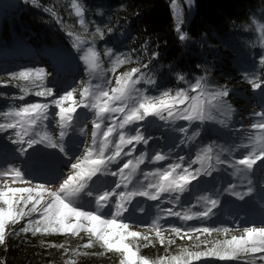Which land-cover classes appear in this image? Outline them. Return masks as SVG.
I'll return each instance as SVG.
<instances>
[{"label": "trees", "instance_id": "1", "mask_svg": "<svg viewBox=\"0 0 264 264\" xmlns=\"http://www.w3.org/2000/svg\"><path fill=\"white\" fill-rule=\"evenodd\" d=\"M171 4H173L172 0H35V3L29 0L26 4L12 10L13 12L6 13L0 25V82H6L8 86L0 87V94H2L0 95V112H6L13 106L21 107L25 103H50L51 98L35 95V92L41 90L39 86L41 81L36 78L35 73L32 77L34 83L22 79L13 80L9 76L12 72L45 67L37 64L17 65L20 62L12 63L8 57L17 53L40 56L48 48H55L67 51L70 65L78 70V76L73 81L57 83L59 89L55 92L57 97L76 88L73 101H80L79 93L82 87L86 86V82L103 85L105 80H108L109 87L114 88L117 86V77L137 68L142 69L144 80L158 81L157 86L153 87L142 80L137 87L153 97L167 90L169 97L165 99L171 102V97L175 96L176 91L188 87V84L177 79L179 75H183L189 83H194L198 77H205L210 87H227L233 91L226 98L227 106L222 114L216 113L217 121L223 119L224 124L208 122L215 123L216 127L201 129L198 138L203 139L197 138L198 144L207 142L208 145L224 147L228 143L244 144L246 139L253 140L246 145L255 144L260 138H264L261 130L252 128V125L259 121L251 116L253 113L264 110V94L251 86L252 80L260 82L261 78H264V64L260 63L261 57L264 56V0H194L193 11L189 17L185 18L182 25L184 33L188 36L186 41L179 39ZM175 4L186 9L183 0H175ZM78 7L81 9L83 25L80 22L81 16L77 15ZM97 27L105 33L103 39L96 34ZM110 28L112 32L108 31ZM69 32L74 35L69 36ZM77 36L82 41L79 49L73 47ZM93 41L94 50L99 54L100 64L98 72L90 76L86 71L87 65L80 57L86 54L91 55L87 50L93 47ZM108 49H112V52L108 53ZM153 53L159 55L153 58ZM117 56L124 60V63H115ZM145 64L149 65L146 69L143 68ZM136 75L137 73H133V76ZM43 84L51 87L46 78ZM25 92L27 95L23 101L11 99L25 95ZM109 94L111 95V92ZM71 104L72 101L64 102L65 107ZM56 111L58 109L53 106V116ZM86 112V120L81 124L85 128V134L79 133L82 138L76 144L75 151L67 150L63 140V152L55 147V151L51 152L55 158L68 161V164L74 156H79L83 160L85 144L92 143L94 118V111L86 110ZM218 116L221 118L219 119ZM121 118L116 116V119ZM152 119L157 122V127L149 128L146 133L154 138L147 146L149 158L156 152L166 155L171 149L172 153H176L177 160L181 156L187 157L188 161L197 160V152L193 147L189 152L188 146L192 143L186 142L181 145L180 142L184 139L183 134L173 131L175 128L173 126L163 125L164 121L159 120L158 117H152ZM58 120L59 117H55L47 121L50 134L54 139L59 138V128L56 123ZM5 122L8 121L0 116V123ZM139 123L131 127L130 134H135V127ZM176 125L186 127L188 123L177 121ZM128 127L126 126V129ZM240 128L245 131H234ZM216 130L222 133L219 132L216 136ZM9 136L15 139L11 130L6 133L0 132V149L6 153V159H11V162L19 166L20 159L15 155L14 150V146L18 144H13L8 139ZM207 138L211 139L206 140ZM144 150V145H137L135 153L128 158L135 161L134 157L139 156ZM47 151L50 152L49 149ZM220 155H225V152H221ZM174 161L170 157L165 162H156L157 167L151 162H146L142 164V172L147 169L155 172L157 168L163 170ZM211 161L215 162L214 159ZM73 162H75L74 158ZM179 162L181 163L180 160ZM187 166L186 161L182 167ZM198 167L197 163L193 164L191 170L194 171ZM138 175L143 180V173ZM108 180L112 182L103 185ZM116 180H119V177L101 176L99 183L110 190L111 187H115ZM194 183V186L199 184ZM3 185L0 184V186ZM140 198L147 200L145 197ZM183 201L182 199L181 202ZM76 203V206L84 207L86 210L90 208L84 196L77 199ZM2 205L4 204L0 202V207ZM17 207L16 205L13 208V212L17 210ZM29 207L31 204L24 210L27 211ZM189 207L191 205L177 207L175 210L180 211ZM29 218L39 220L40 217L38 213H33L31 217H21L15 223L11 219L6 222L5 242L0 245V264H120L122 257L115 250H106L98 244L89 249L83 248L82 245L88 241V233L84 230L76 234L37 232L33 235L31 231L21 232L20 229L27 224ZM173 219L175 218H172V221ZM262 220H264V214L259 218L260 222ZM136 221L137 219L132 216L124 222L130 224V231L155 237V231H149L150 222L134 223ZM169 223H163L164 244H161L158 238L148 243L143 239L134 240L128 237L125 242L137 252V257H144L149 264H154L161 258H164L167 264L172 257L180 256L181 250L185 248L192 251L204 249L205 246L199 240L190 241L186 237L182 239L171 233L170 228L173 225ZM251 224L250 222L249 225ZM197 227L210 226L203 224ZM231 230L240 232L239 229H230L229 233L213 232L211 235H202V239L209 242L230 240L234 235L231 234ZM169 239L173 241L171 244L167 243ZM195 245H200V248H196ZM201 264H244V258L225 261L205 258Z\"/></svg>", "mask_w": 264, "mask_h": 264}, {"label": "snow or ice", "instance_id": "2", "mask_svg": "<svg viewBox=\"0 0 264 264\" xmlns=\"http://www.w3.org/2000/svg\"><path fill=\"white\" fill-rule=\"evenodd\" d=\"M172 2L175 5V0ZM192 3L193 0H188L189 5ZM77 15L81 16L80 22L83 25L84 20L79 7ZM108 31L112 32L113 30L110 28ZM177 32H179L181 41L188 39L187 34L181 31L180 25H177ZM96 34H99L101 39L105 35L100 27L96 28ZM68 35L73 36L74 34L69 32ZM81 43L80 37L77 36L74 39L73 47L79 49ZM87 51L91 55H83L80 59L87 65L86 71L91 76L98 72L100 64L99 54L94 50V41L93 47H89ZM107 52L111 53L112 49H108ZM158 55V53H153V58ZM115 63H124V60L117 56ZM260 63L264 64V56L261 57ZM148 67L147 64L143 65L145 69ZM33 73L41 81L39 85L41 90L35 92V95L51 98L50 103H25L21 107L13 106L6 112H0V116L8 121L0 123V132L12 131L15 139L12 136H9L8 139L13 144L19 145L16 152L23 156L27 149L36 144H46L48 147L59 148L63 152L62 142L70 131L85 134V128L80 125L85 122L87 112L78 111L79 109L94 111L92 143L91 145L85 144L83 160L79 156H74L75 162H73V158L69 161L71 167L67 173L53 174L49 182L46 183H33L34 180L28 178L16 163L6 159V153L0 149V179H4L7 183V179L10 177L13 182L20 181L28 185L22 188L7 187L5 190H0V201L8 205L7 210L0 207V245L5 242L6 217L15 223L21 217H31L33 213H38L39 220L29 218L27 224L20 229L21 232L31 231L33 235L37 232L76 234L80 230H84L88 233V241L82 245L83 248L89 249L98 244L101 248L109 251L115 250L119 253L122 257L120 264H149V261L144 257H137V252L133 251L129 243L125 241L131 237L134 240L143 239L151 243L153 239L158 238L160 243L164 244L163 223L171 218H178L183 223L181 226L173 225L170 232L182 239L186 237L190 241L199 240L205 247L203 250L197 251L188 248L182 249L181 255L172 257L167 264H173V262L174 264H193V262L201 264L205 258L225 261L239 260L242 257L244 264H264V227H243L240 236L233 235L230 240L209 242L202 239V235H211L213 232L221 231L229 233L230 229L196 227L188 223L189 221H197L201 224L210 222L216 214L214 210L220 204L219 199H213L211 195L199 197L198 199L205 201L202 211H192L189 208L182 213L175 210L182 206L181 201L184 195L189 192L193 182L199 183V178L202 175H211L212 165L209 162L213 158L212 147L203 148L201 150L203 155L198 152L197 160L188 161L187 157L181 156L179 157L181 163L173 162L163 170L157 168L155 172H144L143 180L136 176L139 165L145 162L165 161L172 156L170 149L167 155L156 152L149 158L147 146L154 138L146 133L149 128L157 127L152 117H158L159 120L173 125L177 121H187L188 127L174 128L173 131L183 134L184 139L181 140V145L186 142L191 143L201 134V129H197L188 135L189 128L194 122H199L200 125L208 122L224 124L223 119L217 121L216 113L222 114L223 109L227 106L226 98L233 90L227 87H210L205 77H198L194 83H189L183 75H179L177 79L188 84V87L176 91L170 102L165 99L169 97L167 90L159 96L153 97L137 87L142 80L153 87L157 86L158 81L155 79L144 80L142 69L134 68L131 72L117 77V86L114 88L109 87L110 81L108 80H105L103 85L93 84L91 81L86 82V86L82 87L79 93L80 101H73V94L77 89L73 88L57 97L53 88L43 84V80L48 74L42 68L12 72L9 76L13 80L22 79L34 83ZM133 73H137V75L133 76ZM7 86L6 82H0V87ZM251 86L254 90L264 94V78H261L260 82L252 80ZM26 95L27 92L25 95L11 99L23 101ZM65 101H72V104L65 107ZM53 106L58 109L55 116L52 114ZM116 116L122 118L116 119ZM251 116L259 121V123L253 124L252 128L264 131V110L253 113ZM55 117H59L56 122L59 128L58 139H54L48 132L46 123ZM137 122L140 123L135 127V134L132 135L130 129L137 125ZM126 126H129L128 129ZM234 131L244 132L245 130L240 128ZM141 144L145 146V150L139 156L134 157L135 163L133 159H127V162L123 163L118 171L112 170L114 164L119 165L125 158L132 156L137 145ZM243 147L251 148V151L243 159L228 161L227 166L235 168L244 177H248L255 170L254 165L257 164V161H264V139H261L258 144L243 145ZM215 159L217 164L224 163L219 155ZM186 161L188 166L182 167ZM197 162L201 166L192 171L193 164ZM101 176L119 177V180L114 181L115 187H111L109 190L99 183ZM261 179H264V176ZM57 181H60L58 187L54 190L51 189L49 185L55 184ZM121 186L124 190H120ZM130 188L131 190H129ZM228 191L239 200H243L255 193L256 188L253 181L250 180L247 192H237L236 186H231ZM260 193L261 199H264V188L260 189ZM81 196L90 198L88 203L91 207L87 210L84 207L75 206L76 200ZM134 197H145L148 201L156 202L155 206L160 211L154 219H151L149 228V231H155V237H149L138 231H130V224L124 222L136 212L149 216V209L134 203ZM29 202L31 207L27 211L24 210V207H19L20 205L26 207ZM165 202L173 207L163 209L161 206ZM13 204L18 206L15 212L12 210ZM161 213H163V219ZM134 223H146V221L139 219ZM260 223L264 224V220ZM172 242L171 239L167 241L169 244ZM61 247L63 246L61 245ZM195 247L200 248V245H195ZM154 264H165L164 258Z\"/></svg>", "mask_w": 264, "mask_h": 264}, {"label": "rangeland", "instance_id": "3", "mask_svg": "<svg viewBox=\"0 0 264 264\" xmlns=\"http://www.w3.org/2000/svg\"><path fill=\"white\" fill-rule=\"evenodd\" d=\"M27 1H29V0H0V25L2 23L3 15H5L6 13L13 12L12 10H15V9H17V7H19L23 4H26ZM183 2L186 6V9L183 8L182 6H179V4H175V5L171 4L172 11H173L172 14H173V18L175 19V22H176V27H177V25H180L181 31H183L182 25L185 21V18L189 17V15L192 13L193 7H194V0H193V3L191 5L188 4V0H183ZM67 54H69L67 51L64 52L62 50H57L55 48L54 49L49 48L47 50L45 56H42V54L40 56H36L39 61H35V62H38L40 64V66L45 67L44 72L48 74V76L45 77L46 81L48 82L49 85H51V88H53L54 92L59 91L58 85H57V83H55V81L57 80V78H56L57 72L62 71L61 73L64 74V76L61 78V80L63 78H69V81H67V82L73 81L78 76V70H77V68L72 67L70 65V60H67V58H66ZM10 56H12L14 58H18L21 55H18V53H17V54H13ZM12 57H8V59H10V58L12 59ZM17 60L22 61V63L17 64V65H24L25 64L23 62V60H25V59H17ZM78 111H86V110L79 109ZM164 114L167 115V113H164ZM218 117H219V119L221 118V116H218ZM154 122H155V124H157L156 121H154ZM183 122L188 123L187 121H183ZM46 123L48 124V122H46ZM158 124H160V123H158ZM167 124L169 126L175 127L176 129L181 127L180 125H176V124L173 125V124L166 122V121L163 122V125H167ZM186 127H188V125ZM214 127H216L215 123H207L204 125H200L199 122H194L191 125V127L189 128L188 135H191V133L193 131H196L197 129L207 130L208 128H214ZM47 130L50 133L49 128ZM219 132L222 133V131H218V130L215 131L216 136H218L217 134ZM74 133H76V132H70L69 139H67V136L65 137V144L68 148H70L72 142H76L74 140H71L72 138L75 139ZM77 133H79V132H77ZM261 133L264 134V131L261 130ZM177 136L178 135H176V137ZM212 136H214V135L212 134ZM197 138L194 142H191L192 144L190 146H188V147H190L189 152L192 151L191 147H193L197 153L200 152L201 155H203L201 150L203 148H207L210 146L213 149V153H212L213 158L212 159H214L215 162H213V161L209 162L212 165L211 175L210 176L202 175V177L199 178V184H197L196 186H194L195 183L193 182V184L190 186L189 192L187 194H189L193 198L194 203H197L201 207L202 210H204L205 201L202 199H198L199 197L211 195L213 199H219L220 200L219 208L217 207L214 210L216 214H215V216L212 217L210 222L212 223V222L217 221L218 224H219V222H223V223L228 222V223H227V225L222 224L220 226H214V228L230 227L232 229H239L240 232H237L235 230H231V234L233 233L234 235L236 234L237 236H240V235H242L243 227H264V224L259 223L260 221H255V223H252L251 225H249L250 223L245 224V225H241V223H240L241 219L245 215H247L248 213L251 216L256 217V219H257V215L253 214L252 212H249L247 210V208L244 206L243 200H239L235 195H232L231 192L228 191V189L231 186H236L237 192H247L249 181L252 180L254 187L256 188V192L253 193L252 195H250L248 198L252 199L253 201H258V204H260V202H261L260 200H263V208H264V199L255 200L260 189L264 188V179H261V177L264 176V173H262V172H264V161H257V164L254 165L255 170L252 173H250L251 176H248V177H244L240 172L236 171L235 168L227 166L228 161H235V160L243 159L244 156L247 155L249 151H251V148L245 149L243 147V145H246L250 142L252 143L253 140H247L246 139V142L244 144L235 143L236 145L234 143H228L227 146L222 147L219 145H208L209 143H207V142H204V143H202V145H199ZM174 139H176V138H174ZM198 139H203V138L201 137ZM210 139L207 138L206 140H210ZM233 139H236V138L233 137ZM261 139H264V138H260V140ZM259 141L255 142V144H258ZM252 145H254V144H252ZM25 147H27V145H25ZM36 147H38L39 150H43V151H47V149H49L50 152H52V153L55 151L54 147H48L46 144H36V145H33L31 147V149H36ZM18 148H19V145H18ZM221 152H225V155H220ZM15 155H19V153L15 151ZM162 155H164V154H162ZM217 155L220 156L221 160L224 162L223 164H217L216 163L215 157ZM127 159H131V158H128V157L125 158L119 165L114 164L112 166V169H114V171H118L119 168L122 167L121 165L123 164V162H127ZM196 159H197V157H196ZM14 160H16V158H14ZM133 162H135V161H133ZM163 162H165V161H163ZM174 162L180 163L179 161H174ZM151 164H153L157 167L156 162H151ZM197 164L199 167L201 166L199 162H197ZM6 166L7 165H4V167H6ZM20 166H21L20 168L27 174L28 178L34 180L33 183L49 182L52 174H59L60 172H62L61 168H58L57 171H55V173H54V170L52 169V167H48L45 171H43L41 173L30 174L31 170H34L31 166L28 165L29 171H27L26 166L24 165L23 161H22V163H20ZM64 168H65V170H64L65 173H67L70 170V168H68V166L66 164H64ZM142 169H143L142 165H139L137 172H136V176L140 180L142 178L139 177L138 173H140V174L144 173V172H142ZM145 172H154V170L147 169V170H145ZM255 174H257V175H255ZM59 182L60 181H57L55 184L49 185V187L54 190L56 187H58ZM0 184L1 185L4 184L3 186H0V190H2V188H3V190H5L7 187L22 188V187L28 186L26 184L21 183L20 181L13 182L10 177L7 179V183H5L4 179H0ZM195 187H197V188H195ZM121 190H124L122 188V186H121ZM129 190H131V188ZM185 195L183 197V200H185ZM260 195H261V193H260ZM187 200H191V199L187 198ZM0 202L2 204H4L3 201H0ZM76 202H77V200H76ZM29 204H31V203L29 202ZM76 205H77V203L75 204V206ZM139 205L142 206V204H139ZM15 206L16 205L13 204L12 210ZM184 206H186V205H182L181 208H183ZM221 206H223L224 209L220 208ZM259 206H262V205H259ZM259 206L257 205V209L259 208ZM20 207L26 208L27 206L25 207L24 205H20ZM2 208L7 210L8 205L4 204V205H2ZM191 210L195 211L193 208H191ZM141 214L144 216V213H141ZM262 214H264V209L262 211ZM256 219H254V220H256ZM8 220H9V218L6 217L5 218V224ZM190 222L193 223L194 221H189L188 223H190ZM195 222H196L197 226L198 225L201 226L199 224V222H197V221H195ZM182 223L183 222L179 220L178 222H176L172 225L180 226V224H182ZM194 226H196V225H194Z\"/></svg>", "mask_w": 264, "mask_h": 264}, {"label": "bare ground", "instance_id": "4", "mask_svg": "<svg viewBox=\"0 0 264 264\" xmlns=\"http://www.w3.org/2000/svg\"><path fill=\"white\" fill-rule=\"evenodd\" d=\"M18 54H20V53H18ZM22 56V55H21ZM19 58V57H18ZM21 59H23V57H21ZM17 61V58H14L11 62L12 63H15ZM18 62H22V61H18ZM10 156V155H9ZM10 158H11V156H10ZM9 161H11V159L9 160Z\"/></svg>", "mask_w": 264, "mask_h": 264}]
</instances>
